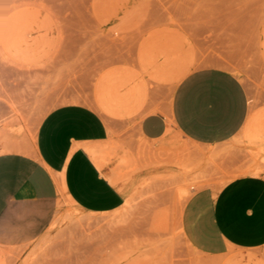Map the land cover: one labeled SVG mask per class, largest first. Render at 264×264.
Here are the masks:
<instances>
[{"label":"rangeland","instance_id":"1","mask_svg":"<svg viewBox=\"0 0 264 264\" xmlns=\"http://www.w3.org/2000/svg\"><path fill=\"white\" fill-rule=\"evenodd\" d=\"M207 66L246 88L248 115L232 138L203 145L174 135L157 149L120 142L167 105L184 75ZM0 102L34 122L69 102L126 121L111 134L118 180L137 177L124 205L97 214L64 201L37 264H264L257 249L200 248L181 222L192 196L264 173V0H0Z\"/></svg>","mask_w":264,"mask_h":264},{"label":"crops","instance_id":"2","mask_svg":"<svg viewBox=\"0 0 264 264\" xmlns=\"http://www.w3.org/2000/svg\"><path fill=\"white\" fill-rule=\"evenodd\" d=\"M247 115L244 84L221 66L188 72L164 108L143 114L124 133L125 120H106L84 103L55 105L34 122L0 102V264H37L32 256L64 201L97 214L124 205L137 177L118 180L112 131H122L117 138L125 146L137 137L157 149L174 135L215 145L232 138ZM181 222L204 250L230 244L264 251V173L236 176L213 196H192Z\"/></svg>","mask_w":264,"mask_h":264},{"label":"bare ground","instance_id":"3","mask_svg":"<svg viewBox=\"0 0 264 264\" xmlns=\"http://www.w3.org/2000/svg\"><path fill=\"white\" fill-rule=\"evenodd\" d=\"M258 173V172H257ZM60 205V204H59Z\"/></svg>","mask_w":264,"mask_h":264}]
</instances>
